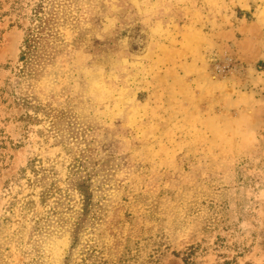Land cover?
<instances>
[{
  "label": "rangeland",
  "instance_id": "rangeland-1",
  "mask_svg": "<svg viewBox=\"0 0 264 264\" xmlns=\"http://www.w3.org/2000/svg\"><path fill=\"white\" fill-rule=\"evenodd\" d=\"M13 1L0 264H184L196 244L201 264H264V0H65L62 51L37 80L19 56L39 0Z\"/></svg>",
  "mask_w": 264,
  "mask_h": 264
},
{
  "label": "trees",
  "instance_id": "trees-1",
  "mask_svg": "<svg viewBox=\"0 0 264 264\" xmlns=\"http://www.w3.org/2000/svg\"><path fill=\"white\" fill-rule=\"evenodd\" d=\"M66 1H69L70 4L74 2V0ZM66 1L39 0L34 2L29 18L30 25L24 28V39L19 56V60L22 63L20 74H22L23 78L26 80L39 79L43 74L45 66L55 59L57 53L62 51L60 48H58V45L55 44V42H57L55 37L57 35V31L55 30H57L58 26L60 25V20L67 19V15L70 12ZM22 2L23 0H14L12 6L13 10H17L18 7H20L22 10ZM50 41L54 43L51 44ZM80 166L83 167L82 165ZM78 171L79 170L73 174L78 176L80 174H78ZM76 180L78 187L77 189L80 190L82 194L87 193L88 189H83L85 182H82L81 178ZM205 220L207 222L205 231L207 232L209 228L215 229L220 223L230 220V217L228 213L225 212L224 207L221 209L212 208V211L205 218ZM205 234L207 235V233ZM224 241L225 237L217 234L214 245L216 248H221L224 246ZM208 248L209 247L202 248V244L191 245L181 253V259L184 264H201L195 260L196 256L200 250L205 251ZM222 256L223 261L219 264H237V256L233 257L232 259H228L226 255ZM245 264L253 263L246 262Z\"/></svg>",
  "mask_w": 264,
  "mask_h": 264
}]
</instances>
